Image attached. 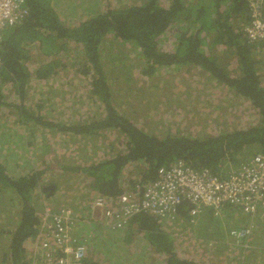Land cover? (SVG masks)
Returning a JSON list of instances; mask_svg holds the SVG:
<instances>
[{
    "label": "trees",
    "instance_id": "trees-1",
    "mask_svg": "<svg viewBox=\"0 0 264 264\" xmlns=\"http://www.w3.org/2000/svg\"><path fill=\"white\" fill-rule=\"evenodd\" d=\"M64 1L70 6L58 7L56 2ZM27 3L28 17L4 31L0 47V235L7 236L6 243L0 241V264H32L28 246L39 233L46 195L61 194L55 172L75 173L83 177V188L117 197L142 189L157 178L159 168L178 160L225 175L264 154V43L250 42L244 32L250 21L247 0ZM199 73H205L203 83L193 77ZM34 79L43 89L35 90ZM135 81L144 89L140 107L133 100ZM167 82L176 86L173 92L183 85L200 88L206 105L178 112L173 100L165 101L168 116L151 135L146 89L161 98ZM73 86L79 96L69 91ZM182 96L177 94V103ZM218 99L223 106L215 105ZM65 102L71 103L68 110ZM235 109L241 113L233 114ZM245 112L257 117L248 127L236 121ZM10 119L19 138L10 135ZM60 142L74 147L61 159L74 169L57 167L50 158L48 149ZM231 208L203 209L195 220L185 202L165 225L147 214L134 217L124 231L87 225L85 235L94 249L84 264H199L200 258L209 264H264L256 257L264 254L257 243L264 236V208L250 217L253 232L247 242L231 234L233 222L236 230L243 225L240 210L233 208L232 215ZM219 218L231 223L221 227ZM175 225L192 240L195 258L179 254Z\"/></svg>",
    "mask_w": 264,
    "mask_h": 264
},
{
    "label": "built area",
    "instance_id": "built-area-1",
    "mask_svg": "<svg viewBox=\"0 0 264 264\" xmlns=\"http://www.w3.org/2000/svg\"><path fill=\"white\" fill-rule=\"evenodd\" d=\"M247 1L250 21L244 28L246 37L250 42L264 43V0ZM28 15L27 0H0V47L4 31L19 25ZM2 64L0 57V71ZM33 81L38 89H43L39 80ZM83 197L80 201L69 199L70 204L67 200L58 209L44 206L39 233L28 246L32 264H84L89 256V239L86 235L77 236L75 231L96 219L112 231L126 230L140 214L168 223L185 202L191 206L193 216L203 209L220 211L230 206L254 217L264 208V154L255 155L225 175H214L209 169L196 170L178 160L159 168L157 178L142 189L109 197L84 188ZM252 232L253 225L249 224L231 234L247 242Z\"/></svg>",
    "mask_w": 264,
    "mask_h": 264
},
{
    "label": "rangeland",
    "instance_id": "rangeland-1",
    "mask_svg": "<svg viewBox=\"0 0 264 264\" xmlns=\"http://www.w3.org/2000/svg\"><path fill=\"white\" fill-rule=\"evenodd\" d=\"M115 1H118V0H114ZM58 7H69L70 6V3L69 1H64L62 3H58L56 2ZM91 6V5H90ZM63 10V9H62ZM63 13L65 14L66 17H72L73 14H71V10H63ZM132 57H134V54L131 53L130 54ZM131 58V57H130ZM137 66L134 64V73H135V77L139 80V71L137 70ZM202 78H200V77ZM195 77L198 82L202 81L201 83H203V78L204 76L202 74H197ZM173 78L174 80L176 81L175 79V75H173ZM179 78V76H178ZM183 78V77H182ZM206 82V81H205ZM174 83V82H173ZM195 84V83H194ZM137 89L136 91V96L134 94L133 96V100H134V103L136 104L135 106L136 107H140L137 103H138V97L139 95L141 97H143L141 95V93L143 92V88L140 89L138 83L135 81V85H134ZM74 86L69 90V91H72L73 95H76L78 93V96L81 94L80 92L76 91V90H73ZM38 89L37 87H35V90ZM174 89H177L176 86H170L169 85V82H167V84H163V89L161 90V92L159 94L162 95L161 98L158 97V92H156L155 90L153 89H146L148 90V92H146L145 94V97H147L148 95V101L150 102L149 104L151 105V111L150 113L148 114L146 112V116L149 115V117H146V121L148 123L149 126H147V131L149 134L151 135H155L154 134V131H156L157 127H159L158 125L159 124H163L164 123V118H166L168 115L164 114L165 112V106H167L165 104V101H170L172 102V105H174L175 107L177 106L178 108H181V109H178V112H184V111H187L190 107V109H192L191 111H194L196 110L197 108H200L202 106H205L206 105V100L200 95V93L198 92V90H201L200 88H197L198 90H192L191 88L184 86L183 87H178V89H180L179 91L175 90L174 92L172 90ZM205 95L207 93L204 92ZM177 94H180L183 98H182V101L181 103H177ZM203 94V92H202ZM77 96V97H78ZM222 97L224 98L223 94H222ZM214 99L216 97H213ZM143 99H145L143 97ZM219 101L221 103V105L223 106L224 105V102H222L221 100L218 99V101H216L215 105H218L219 104ZM73 102V100L71 101ZM56 101L54 99H52V111L53 112H58L59 110V107L58 105H56ZM70 102H65L64 104V107L63 109L64 110H68V105ZM220 105V106H221ZM156 107V108H155ZM84 108H87V109H90V111H94V109L92 107H89L86 103L84 105ZM83 108V109H84ZM184 110V111H183ZM239 110V109H238ZM237 109H235L233 111V114H237V113H241V110L238 111ZM85 111V109H84ZM199 111V110H197ZM246 111V110H245ZM230 114L228 113L227 116H229ZM254 115V116H253ZM216 114L213 115V117H215ZM244 116V115H243ZM235 117L236 116H233L232 118V122H235ZM161 118V119H159ZM202 117H200V115L198 114L197 115V119L198 120H201ZM215 119V118H214ZM256 119L257 117L255 116V114H252L251 112H245V116L244 118L241 116L240 119L236 120L238 121L239 125L242 124L241 126L242 127H245L247 126L248 127V124L249 122H253L255 123L256 122ZM182 120V118H181ZM9 124H11V126L14 128L13 130H11V133L10 135L13 136V138H19L20 137V133L19 131L16 129L17 126L16 125H12L13 124V121H11L10 119V122ZM156 128V129H155ZM74 147H72L70 144L68 143H57V145L53 144V146L51 147V149L49 148L48 151L49 153L51 154V159L54 160V161H58V164H57V167H63V168H69V169H74L73 166L69 163H66V162H63L61 159H62V156L64 155L63 153H68L70 151V149H72ZM66 150V151H65ZM70 153V152H69ZM54 165H55V162H54ZM68 169V170H69ZM72 171V170H70ZM73 172V171H72ZM64 172H61V171H58V172H55L52 174V178L53 182L57 183L58 184V189L59 191H61L60 193L62 195H64L66 198H69V199H72L73 201H80L81 199H83L84 197L81 196V195H77L76 197H72L71 195L81 191L84 193V179L83 177L80 178L79 176H76L75 173L73 174H67V175H64L63 174ZM72 176H74V178H72ZM51 177H49L48 179H50ZM83 179V180H82ZM58 192V191H57ZM47 198H49V195H46ZM80 196H81V199H80ZM71 197V198H70ZM1 201H4L5 203L8 201V198H4V199H1ZM69 201V204L71 203V200H68ZM5 205H3L2 207H4ZM6 208V207H5ZM8 211H10L11 213H14L16 209H13V207H11L10 205L7 207ZM13 211V212H12ZM238 211V210H237ZM216 212H219V211H216ZM229 213H231L233 215L234 213V209L231 208ZM239 215L241 217L240 220H241V223L243 225H247V224H251L249 222L250 220V217H248L247 215L245 214H242L238 211ZM9 216H11V214H9ZM225 216V215H224ZM226 217V216H225ZM198 218V216H195V220ZM228 218V217H227ZM220 219V223H221V227H227L228 226V223L231 221H228V220H225V219ZM9 226H6L5 228H8ZM203 232V231H202ZM204 233V232H203ZM201 233V234H203ZM173 234H176L175 237L179 239V241L182 243V247L180 248L179 250V254L183 257H188V258H195L194 256V252H193V249H192V240L190 239H187L186 237H184V230L180 229L178 226L175 225V229L173 230ZM206 234V233H205ZM6 237L5 235H0V241H2V243H6ZM176 240V239H175ZM257 243L259 244V248L261 250H264V236L262 235L260 238H258L257 240ZM195 248V247H194ZM209 249V248H208ZM2 251V249L0 248V252ZM259 255H257L256 257L259 258V260H261L262 258H264V254L261 253V252H257ZM220 254H221V250H220ZM218 255V254H217ZM200 260H204L205 259H199V264H209V261L207 260L206 262H203L201 263Z\"/></svg>",
    "mask_w": 264,
    "mask_h": 264
},
{
    "label": "crops",
    "instance_id": "crops-1",
    "mask_svg": "<svg viewBox=\"0 0 264 264\" xmlns=\"http://www.w3.org/2000/svg\"><path fill=\"white\" fill-rule=\"evenodd\" d=\"M122 1H124V0H122ZM77 195H81V196H83V192H81V191H79V192H77V193H75V194H73V195H71L72 197H76ZM81 196H80V199H81ZM67 200H69V198H66L64 195H61V194H59L57 197H54V198H48V200H47V202H49V204L51 205V206H53L54 207V209H58V208H60L61 206H63L65 203H66V201ZM100 223V224H102V225H104L101 221L99 222V220L98 219H96V220H94V221H92L91 223H90V225H92V224H95V223ZM237 222H233L232 223V225L233 226H231L230 227V231H232L234 228H235V224H236ZM105 226V225H104ZM242 228H243V225L241 226ZM240 227V228H241ZM85 231H86V227H82V228H80V229H78L77 231H75V234L77 235V236H84L85 235ZM116 232H118V231H116ZM94 249V246H93V242L91 241V240H88V250H89V256L91 255V253H93V250ZM89 256H88V258H89Z\"/></svg>",
    "mask_w": 264,
    "mask_h": 264
},
{
    "label": "bare ground",
    "instance_id": "bare-ground-1",
    "mask_svg": "<svg viewBox=\"0 0 264 264\" xmlns=\"http://www.w3.org/2000/svg\"><path fill=\"white\" fill-rule=\"evenodd\" d=\"M199 70H200V69H199ZM195 71H196V70H195ZM204 72H205V71H204ZM190 73H191V72H190ZM204 74H205V73H204ZM204 74H203V75H204ZM206 75H207V74H206ZM206 75H205V76H206ZM199 77H200V76H199ZM200 78H202V77H200ZM203 80H204V78H203ZM166 84H167V83H166ZM155 108H156V107H155ZM15 111H16V110H15ZM216 113H217V112H216ZM216 113H215V114H216ZM212 119H213V118H212ZM219 123H220V121H219ZM214 125H215V124H214ZM224 125H225V123H224ZM213 130H214V129H213ZM218 130H219V129H218ZM228 131H229V130H228ZM204 133H205V132H204ZM179 159H180V158H179ZM186 204H187V203H186ZM260 210H261V209H260ZM216 213H217V212H216ZM147 215H148V214H147ZM258 215H259V214H258ZM179 216H181V215H179ZM151 217H153V216H151ZM248 217H249V216H248ZM194 218H195V217H194ZM194 218H193V219H194ZM186 219H187V218H186ZM253 221H254V220H253ZM172 222H173V221H172ZM174 223H175V220H174ZM136 226H137V225H136ZM234 229H235V228H234ZM234 229H233V230H234ZM233 238H234V237H233ZM234 241H235V240H234ZM242 244H243V243H242ZM248 247H249V246H248ZM246 250H247V249H246ZM145 252H146V251H145ZM148 253H149V252H148Z\"/></svg>",
    "mask_w": 264,
    "mask_h": 264
},
{
    "label": "clouds",
    "instance_id": "clouds-1",
    "mask_svg": "<svg viewBox=\"0 0 264 264\" xmlns=\"http://www.w3.org/2000/svg\"><path fill=\"white\" fill-rule=\"evenodd\" d=\"M46 204H49V202H47ZM50 205V204H49ZM213 210V209H212ZM215 211V210H214ZM193 216V215H192ZM195 217V216H194ZM171 222V221H170ZM168 222V223H170ZM163 225H165L166 223H162ZM236 230V229H235Z\"/></svg>",
    "mask_w": 264,
    "mask_h": 264
},
{
    "label": "flooded vegetation",
    "instance_id": "flooded-vegetation-1",
    "mask_svg": "<svg viewBox=\"0 0 264 264\" xmlns=\"http://www.w3.org/2000/svg\"><path fill=\"white\" fill-rule=\"evenodd\" d=\"M164 167H168V166H164Z\"/></svg>",
    "mask_w": 264,
    "mask_h": 264
}]
</instances>
